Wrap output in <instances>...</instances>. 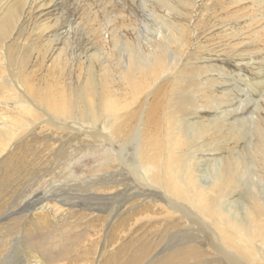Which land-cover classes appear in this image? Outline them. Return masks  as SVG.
<instances>
[{"label":"rangeland","instance_id":"obj_1","mask_svg":"<svg viewBox=\"0 0 264 264\" xmlns=\"http://www.w3.org/2000/svg\"><path fill=\"white\" fill-rule=\"evenodd\" d=\"M161 1L0 2V240L6 249L26 241L29 232L34 238L40 231L58 232L77 238L78 248L63 264H126L130 251L142 246L146 254L136 263L150 264L193 240L183 224L165 228L171 218L160 228L163 213L132 198L134 189L114 155L124 149L133 166L134 149L110 148L101 138L110 120L103 97L116 100L122 116L138 115L148 99L129 94L117 77L118 53H144L159 39L185 36L190 66L213 65L211 75L220 73L242 106L249 101L250 111L264 94V0H183L191 2L184 7ZM16 14L21 16L14 23ZM107 65L112 77L102 70ZM91 76L98 89L89 104L80 92ZM166 107L159 96V110ZM204 110L206 119L215 115ZM202 235L194 240L199 256L187 264H227L218 262L215 244ZM41 254L48 252L33 246L26 260L34 263Z\"/></svg>","mask_w":264,"mask_h":264},{"label":"bare ground","instance_id":"obj_2","mask_svg":"<svg viewBox=\"0 0 264 264\" xmlns=\"http://www.w3.org/2000/svg\"><path fill=\"white\" fill-rule=\"evenodd\" d=\"M178 1L183 7L191 4ZM3 16L0 13V19ZM20 16H13L14 23ZM151 45L144 53L136 49L126 57L118 53L117 77L129 87V94L145 95L148 100L138 115L134 111L122 116L116 100L104 96L102 104L110 120L101 137L110 148L117 144L134 149L133 166L123 156L124 149H115L114 158L134 189L132 198L163 213L160 228L171 218L165 228L183 224V231H192L193 240L172 247L150 264H187L189 257L199 256L194 240L202 234L215 244L216 250L212 248L221 256L218 262L264 264V94L247 110L249 101L242 106L235 88L220 73L211 75L216 71L213 65L190 66L194 61L184 57L189 46L185 36H169ZM102 70L112 77L108 65ZM97 89L98 82L91 76L80 94L90 104ZM179 89L184 94H178ZM159 96L167 106L162 111ZM237 100L240 103L231 107ZM203 109L215 115L206 119L201 115ZM244 110L249 114L239 116ZM112 191L120 194L117 188ZM45 232L40 231L44 234L39 233L38 238L29 232L26 241L16 240L17 246L11 249L0 240V264H63L65 255L78 248L77 238ZM33 246L48 252L34 263L26 260V252ZM146 250L144 246L131 250L126 264L142 261Z\"/></svg>","mask_w":264,"mask_h":264}]
</instances>
